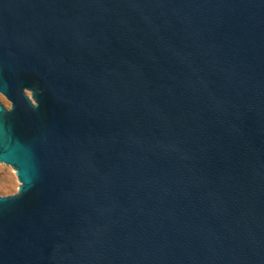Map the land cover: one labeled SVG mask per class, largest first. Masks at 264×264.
<instances>
[{"label":"water","instance_id":"95a60500","mask_svg":"<svg viewBox=\"0 0 264 264\" xmlns=\"http://www.w3.org/2000/svg\"><path fill=\"white\" fill-rule=\"evenodd\" d=\"M0 264H264V0H0Z\"/></svg>","mask_w":264,"mask_h":264},{"label":"rangeland","instance_id":"374dc122","mask_svg":"<svg viewBox=\"0 0 264 264\" xmlns=\"http://www.w3.org/2000/svg\"><path fill=\"white\" fill-rule=\"evenodd\" d=\"M0 104L7 110L12 109V102L0 92ZM23 186L17 167L0 163V196L19 194Z\"/></svg>","mask_w":264,"mask_h":264}]
</instances>
